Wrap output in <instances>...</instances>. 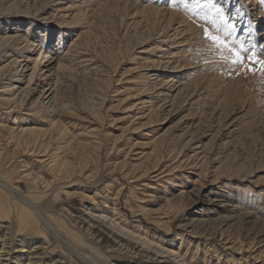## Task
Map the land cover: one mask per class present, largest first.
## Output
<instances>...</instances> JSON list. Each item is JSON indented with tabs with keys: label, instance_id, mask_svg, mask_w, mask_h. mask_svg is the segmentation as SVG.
<instances>
[{
	"label": "rangeland",
	"instance_id": "rangeland-1",
	"mask_svg": "<svg viewBox=\"0 0 264 264\" xmlns=\"http://www.w3.org/2000/svg\"><path fill=\"white\" fill-rule=\"evenodd\" d=\"M115 1L84 0L85 5L94 2L92 10L100 4L110 5L104 13L95 15L89 10L74 17L75 12L64 11L73 0H0V32L23 35L31 43L26 49L31 51L21 56L38 47L63 54L72 47L76 34L85 33V43L81 41L76 51L65 56L70 66L59 74L54 104L41 103L37 73L30 81V70L14 75V67H8L0 80V98L6 94L24 100L23 113L39 111L38 121L32 122L43 130L38 142L51 139L50 153L57 147L67 150L75 162L87 165L84 177L95 175L91 182L82 178L79 182L88 188L87 194H96L94 201L73 197L72 202L53 203L48 212L65 205L83 209L104 199L110 206L122 189L121 208L132 226L142 221L141 230L148 237L162 236L193 261L264 264V76L258 71L259 64L250 65L257 69L255 74H242L243 70L224 59L227 50H218L202 35L207 28L230 45L243 42L246 55L255 52L264 59L260 43H252L250 37V23H256L258 15L264 18V0H252L253 5L248 0H216L222 12H212L208 19L199 11H189L196 0H187L188 7L184 0H119L120 5L112 4ZM146 4L164 6L176 16L169 21L167 13L154 21L144 15ZM225 28L230 30L227 36ZM13 50H2L5 56L0 66L13 60ZM157 67H162L161 72ZM166 79L170 81L164 83ZM181 80L193 84L180 89ZM7 85L14 89L1 91ZM1 108L0 130L4 133L11 119ZM71 135L77 137L69 145ZM79 140L84 145L77 146L83 156L73 152ZM4 143V167H12V182L25 169L24 159L32 170L51 177L50 168L39 162L40 156L21 150L11 157L15 146ZM78 187L68 189L83 191L74 189ZM63 198L68 200L64 194ZM226 203L237 205L234 213L222 207ZM140 206L147 215L139 211ZM51 234L55 249L47 253V264L62 254L72 264L82 263L78 252L62 247V238ZM113 256L121 264H133L136 259L124 252Z\"/></svg>",
	"mask_w": 264,
	"mask_h": 264
},
{
	"label": "bare ground",
	"instance_id": "bare-ground-1",
	"mask_svg": "<svg viewBox=\"0 0 264 264\" xmlns=\"http://www.w3.org/2000/svg\"><path fill=\"white\" fill-rule=\"evenodd\" d=\"M252 2V0H248L247 3L252 4ZM93 3L91 4L87 2V5H85L84 0H73L70 5L66 6L64 11H72V13L75 12V14H73L74 17H78L82 13H85V11H87L85 13L87 14L89 10L96 15L97 12L98 14L99 12L104 13L103 11H106L110 5L106 3L100 4L98 5V7H96V10H92L93 8L91 9L90 7L91 5H94ZM120 3L119 0H116L112 4L120 5ZM162 7H158L152 4H149V6H147L146 4L143 7L144 15H150L152 18L154 17V21H158L157 19L161 17H167L168 13V15L170 14L168 18L169 21L174 20L176 13ZM169 9L171 8L169 7ZM85 14H83L82 16H87ZM258 16H256L255 18L256 23H250V37L252 43H260V49L264 50V18ZM143 19L145 21L146 19L150 20L149 18H142V21ZM65 22L67 23V21ZM30 24H32V22H30ZM68 24H71V22H68ZM150 29L149 31L151 32ZM17 31L18 30H16V32ZM84 34V32L76 34L77 38L72 42V47L71 45H69L70 47L67 49V51L60 55L58 54L60 52L56 53L53 52V50L49 49L45 51L43 50V48H39L37 45L38 48L32 51H35L34 55H37V52L39 50L40 52H38L37 57H34V55L32 54L33 52H30L31 54L28 56L20 55L24 51H27V47L31 45L28 39H26V42L24 41L23 35H21L20 37L16 33L8 34L7 32H0V65L4 63V61L1 59L3 58V56H5L2 54V50L7 48L14 49V54L11 55V58L13 57V60H11L9 63L6 62L7 64L3 66H0V80L6 75L5 68L8 67H14V75H18L20 71L30 70V81L33 80L35 73H37V78L39 79L38 85H40L39 87H41L39 95V98H42L41 103L43 105L49 106L54 104L56 102L55 94L59 82V74L60 72L64 71L66 67H68V64L70 66V63L68 60H66L65 56L69 55L70 52L76 51L75 49L79 48L81 41H85L83 40ZM261 37L263 38L262 40L260 39ZM26 38L28 37L26 36ZM259 39L261 40L260 42ZM249 42L250 41H248V43ZM29 51L31 50H28L27 52ZM143 53L145 52L143 51ZM161 70L162 67H157V71L161 72ZM157 74L158 76H160L159 73ZM168 81L170 80L166 79L164 83H167ZM181 81L182 82H180L179 84L180 89L187 88L193 84L184 80ZM10 86L11 85H7V87H4L5 90L1 91H11L12 89H14H10ZM165 90H167V88ZM23 105L24 100H18L16 97L10 98L6 97V94H2V98H0V106H2L5 111H7L5 113H8L7 117L11 119V125L7 129V131L3 133L0 130V228H2V230H0V264H47L49 262L47 260V253L49 252V250L52 251L55 249L51 245V233L62 238V242H59L61 243L62 247H66L69 250L78 252V255H80V260L83 264H121L116 262V259L113 258V254L122 252L127 255H134V258L136 259L134 260L133 264H200L199 262L190 259L191 256H189L187 252H183L181 250V247L177 249V247L173 246V243L171 241L165 242L162 236L151 234V236L148 237L147 232H145V230L143 229L141 230L143 223L142 221L138 222L135 226H132L133 222L130 221L129 218H127L125 212L121 208L120 197L122 194V189H119V191L115 193L116 195L114 194L115 196L113 202L112 204H110V206L108 205L109 207L106 205L107 199H104L100 203H97L95 206H85L83 209H79L78 207L71 208L65 205L61 210H56L57 212L55 210L48 212V208L53 203L59 204L63 201L72 202L74 200L73 197L79 196L94 201L96 199V194L92 196L87 194L86 190H88V188L84 186V189L83 184H79V182H81L82 179H84L86 182H91L95 175H91V173H88L84 177L85 173H82L87 165H84L83 162L80 161V163L75 162L72 158L74 156L69 155V151L67 150H65L67 152H65L64 150V152H62L59 150L60 148L57 147L56 149H54L53 153H50L48 149L51 144V139L46 142H38V136L43 130L38 126L33 125L32 122L35 121L36 123L38 121L36 115L39 111L30 109V111L32 110V112L28 113V111L27 113H23ZM19 115L22 116L19 117ZM63 133L64 132H62L60 135H62ZM76 137L74 135H71L69 145L76 140ZM6 141L7 143H13V146H15V148L12 149L11 157H14L15 155L17 156V154H19L21 150L23 154L28 153L30 156H40L41 159H39V162L45 163L44 166L50 168L51 177L47 178L44 175H41L38 170H32L29 162L24 159L21 162L23 163V167H25V169L22 170V172L19 174L20 176H17L18 179L15 181V183L12 182V167L10 166V169L4 167L7 158V155L4 157V154L6 153V146L4 142ZM75 146L84 148V145L80 142V140L76 142ZM73 152L76 153L77 156H83L84 154L83 150H78V147L74 148ZM8 155H10V153ZM11 157L8 158L11 159ZM81 174L83 175L82 177ZM73 176L78 177L74 178ZM76 182L78 184H75ZM41 185L43 187H41ZM75 186L79 187L74 189L83 191L79 192L68 189ZM107 186L108 185H106V187ZM63 194L68 200L63 198ZM133 194L134 187L131 185L130 195ZM222 207L227 212L234 213L237 205L226 203L222 205ZM139 211L147 215V211L145 208L142 207L139 209ZM67 212H69L71 216L68 215ZM130 212L132 214L137 213L136 211ZM229 217L231 218L233 216L230 215ZM161 222L162 220H157V223H159V225ZM164 226L166 227V229H169V225H167V223ZM3 230L6 231L4 232ZM50 264L72 263L67 259V256H65V254H62L60 259H52L50 261Z\"/></svg>",
	"mask_w": 264,
	"mask_h": 264
},
{
	"label": "snow or ice",
	"instance_id": "snow-or-ice-1",
	"mask_svg": "<svg viewBox=\"0 0 264 264\" xmlns=\"http://www.w3.org/2000/svg\"><path fill=\"white\" fill-rule=\"evenodd\" d=\"M185 6L187 5V0H184ZM205 10H207L205 12ZM189 11L203 13L202 18L208 19L209 15L212 12H222V9L216 7V0H205L204 3H201L200 0H196V3L193 7L189 9ZM221 20H224L225 17L223 15L220 16ZM215 23V21H213ZM230 34V30L228 28L224 29V35L227 36ZM202 35L207 38L218 50H227L229 53L228 56H225L224 59L231 63L237 70H243L242 74H247L251 72L253 74L256 73L257 69L254 66L259 64L258 71L262 76H264V59H259L255 52L252 55L248 56L246 53L248 49L245 48L243 42L238 45H230L227 39L222 38L221 35H214L207 28L202 30Z\"/></svg>",
	"mask_w": 264,
	"mask_h": 264
}]
</instances>
